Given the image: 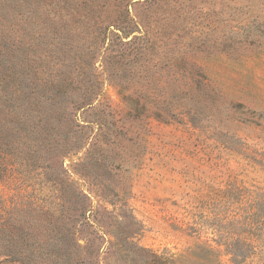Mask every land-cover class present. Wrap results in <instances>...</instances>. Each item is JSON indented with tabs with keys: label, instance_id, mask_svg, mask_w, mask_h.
Here are the masks:
<instances>
[{
	"label": "rangeland",
	"instance_id": "obj_1",
	"mask_svg": "<svg viewBox=\"0 0 264 264\" xmlns=\"http://www.w3.org/2000/svg\"><path fill=\"white\" fill-rule=\"evenodd\" d=\"M23 2L10 84L90 104L0 115V264H264V0Z\"/></svg>",
	"mask_w": 264,
	"mask_h": 264
},
{
	"label": "trees",
	"instance_id": "obj_2",
	"mask_svg": "<svg viewBox=\"0 0 264 264\" xmlns=\"http://www.w3.org/2000/svg\"><path fill=\"white\" fill-rule=\"evenodd\" d=\"M23 1L17 0L11 3L0 1V115L19 116L22 115L21 112H24L27 116L32 113H37L41 118L50 116L54 120V124L51 125L50 129L53 133L58 134L57 128L61 120H67L68 116L73 114L74 109L83 108L90 102L83 98L79 103L72 104L76 102H71L68 99L65 95L66 87L64 88L63 85L55 87L53 84L42 83L44 84L42 85L40 83L23 89L19 83L16 85L10 84L13 81V72L9 70L10 67L7 63L9 53L7 36L15 30L12 21L22 17L24 11H26ZM93 39L95 42L99 41L106 44L111 36L106 28L102 35L95 34ZM68 84L70 85V83ZM21 94L23 96L20 97ZM17 95L19 97H15ZM17 98H21V100L16 102ZM18 120H21L20 116ZM22 137H26V135Z\"/></svg>",
	"mask_w": 264,
	"mask_h": 264
}]
</instances>
